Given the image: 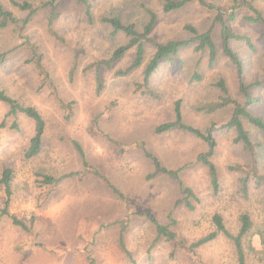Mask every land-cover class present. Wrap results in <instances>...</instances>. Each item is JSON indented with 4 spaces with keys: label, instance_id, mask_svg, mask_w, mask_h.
Segmentation results:
<instances>
[{
    "label": "rangeland",
    "instance_id": "obj_1",
    "mask_svg": "<svg viewBox=\"0 0 264 264\" xmlns=\"http://www.w3.org/2000/svg\"><path fill=\"white\" fill-rule=\"evenodd\" d=\"M17 1L29 2L34 13L26 24L20 21L0 29V53H6L0 64V89L18 103L35 107L45 120V131L41 152L25 159L33 122L22 113L8 115L7 105L0 101V174L6 167L13 171L9 216L0 218V264H236L233 243L223 235L190 245L214 230V213L236 233L242 212L251 216L254 233L243 238L246 264H264L258 235L264 233V190L251 181L249 196H242L239 180L248 157L234 142L235 131L221 128L230 119L232 106H214L222 94L215 86L219 79L232 99L245 103L236 68L222 54L221 26L215 20L218 11L233 9L237 15L230 27L248 34L253 44L250 49L243 41L231 42L243 61L242 80L246 85L261 82L248 89L259 99L249 111L264 118V23L245 20L254 15L248 3L264 20V0H239L235 5L232 0H206L213 9L193 0L169 13L162 12L166 0H87L92 4L91 20L80 0ZM1 3L19 20L27 17L28 12L9 0ZM148 9L157 15L153 40L188 39L184 27L190 25L209 31L217 49L216 61L209 66L206 50L196 51L195 44L183 47L172 62L161 63L151 75L148 87L156 93L152 96L142 93L143 88L135 90L154 51L150 43L142 65L123 76L116 72L129 65L134 48L111 68L97 66L128 42L102 17L119 16L142 32ZM176 100L185 123L202 131L213 127L216 193L207 168L196 159L207 150L203 140L180 129L154 132L157 125L174 119ZM243 123L257 144L258 170L264 173V134L245 119ZM74 142L80 145L88 170L96 174L85 173ZM145 151L178 170L179 178L148 177L152 165ZM46 175L58 179L54 186L45 184ZM182 187L196 197L190 200L193 208L180 202ZM5 199L0 185V209ZM12 217L25 226L15 224ZM153 219L168 225L176 239L158 236Z\"/></svg>",
    "mask_w": 264,
    "mask_h": 264
},
{
    "label": "trees",
    "instance_id": "obj_2",
    "mask_svg": "<svg viewBox=\"0 0 264 264\" xmlns=\"http://www.w3.org/2000/svg\"><path fill=\"white\" fill-rule=\"evenodd\" d=\"M10 3L17 7L22 11L28 12L27 17L23 20H19L15 17L13 12L4 8L3 4L0 0V29L5 28L8 24H16L18 22H22L26 24L29 20V17L34 13V9L32 5L27 1L19 2L17 0H9ZM85 6V14L86 17L91 20L92 19V4L87 0H80ZM193 0H166L162 5V12L169 13L175 10H178L191 2ZM197 1L200 5L205 6L209 9H213V5L208 3L206 0H194ZM233 4H237L239 0H232ZM245 2V1H243ZM248 6L251 10H253L254 15L245 17V20L253 23V24H262L264 20L258 10H256L250 3ZM236 11L230 10L228 13L217 12L215 16V20L220 23V36H221V49L222 54L231 62V64L236 68L237 77L239 79V90L245 96V103L241 104L235 99H232L229 96L227 86L223 79H219L215 86L219 88L222 93L219 97V100L215 102L213 105L219 108L224 107L226 105L232 106V114L230 119L221 125V128H232L235 131L234 142L241 144L243 150L247 154L248 161L244 166V170L242 171L244 176L239 180L240 192L244 198L249 196L250 192V182H254L256 186L260 187L264 190V173H259V153L256 150L257 144L252 140L251 133L248 129H246L243 120L245 119L250 125L254 126L258 131L264 134V118L260 115H255L249 111V106L258 103L259 99L253 97L249 94L248 89L252 86H258L261 84L260 81H254L249 85H246L243 82V61L241 60L239 54L232 48V41H243L250 49H253V44L251 38L246 33H240L234 31L230 27V23L233 22L236 18ZM102 21L107 23L111 28L113 33H123L128 37V42L124 45L118 46L113 50L111 55L107 58H103L97 62V66H104L106 68H111L113 64H115L118 60L122 58L124 54H126L129 48H134L133 59L129 63V65L123 70H119L116 72V75H125L130 71L139 68L146 55V45L150 43L154 47L153 54L147 60L145 67L142 72L141 81L136 83L135 90L139 88H143L141 90L142 93L149 95H156L155 91L148 87V80L151 75L157 70L163 62H172L178 52L183 48L187 47L191 44H195V50H206L208 53V64L209 66L213 65L216 61L217 57V49L215 42L209 31L199 32L193 26L186 25L184 27L190 33L188 39L184 40H169L164 43L157 42L150 37V34L153 31V28L157 22L156 13L148 9V20L146 24L143 26L142 32H138L133 24H125L122 22L119 16H106L102 17ZM6 53H0V64L5 61ZM37 67L39 73L42 74L43 78H47V74L44 69L41 67L39 62L37 61ZM194 77L200 78L198 74H194ZM96 82L99 87H101V81L99 76H96ZM0 101L5 103L8 107V115H13L16 113H22L27 118H29L34 125L33 135L29 139V144L24 150V158L32 159L38 156V154L42 150L43 143V134L45 131V120L39 113V111L33 106H26L18 103L14 98L7 95L4 90L0 89ZM212 105V106H213ZM174 119L171 121H167L157 125L154 128V132L157 134H162L169 132L173 129H180L188 134L193 135L194 137L201 139L207 145V150L201 152L197 155L196 159L203 166L207 168V174L209 177V181L214 193H216L219 189V175L217 172V168L211 157L214 153V148L216 146V141L212 134L213 127H209L208 129L202 131L194 126H191L183 121L182 111H181V102L180 100L174 101ZM75 148L79 152L82 157V165L86 168L85 173H93L96 174L95 170H91L89 165L85 159L84 153L80 147V145L74 142ZM145 155L150 159L152 165V171L148 175V177H154L156 175H166L172 177L174 179L179 178V171L170 169L164 166L157 156L152 153L145 151ZM13 178V171L11 168L6 167L2 170L0 174V185L4 188V192L6 195L5 206L0 209V218L2 216H9V212L7 211V204L9 202V197L11 195V182ZM58 179L46 175L44 176L45 184L50 187L54 186ZM116 190V189H114ZM184 195L180 200L185 206L189 208H193L191 203V198L196 199L193 192L188 187H182L181 190ZM13 222L21 227L25 225L19 219L12 217ZM239 228L236 233L230 232L224 221L223 217L219 213H214L212 216V223L214 224V230L209 232L204 237L197 240L194 244L192 243L190 246H199L205 242L215 239L219 235H223L226 238L230 239L233 243L235 249L236 256V264H246V251L243 244V238L246 236H250L254 234L252 232V219L249 213L242 212L239 215ZM155 224V229L158 236H162L165 239L172 241L176 239V234L171 229H169L168 225L161 224L153 219ZM259 241L262 246H264V233H258ZM180 246L182 243L180 241L177 242ZM120 246L124 249L125 245L120 236ZM249 251H254V247L251 244H248Z\"/></svg>",
    "mask_w": 264,
    "mask_h": 264
}]
</instances>
